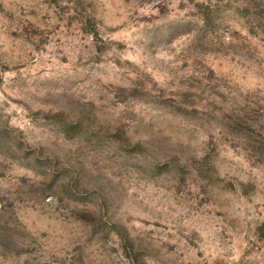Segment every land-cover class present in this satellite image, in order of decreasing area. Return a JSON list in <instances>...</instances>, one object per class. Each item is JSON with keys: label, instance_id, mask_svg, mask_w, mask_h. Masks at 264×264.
Returning a JSON list of instances; mask_svg holds the SVG:
<instances>
[{"label": "rangeland", "instance_id": "rangeland-1", "mask_svg": "<svg viewBox=\"0 0 264 264\" xmlns=\"http://www.w3.org/2000/svg\"><path fill=\"white\" fill-rule=\"evenodd\" d=\"M0 264H264V0H0Z\"/></svg>", "mask_w": 264, "mask_h": 264}]
</instances>
